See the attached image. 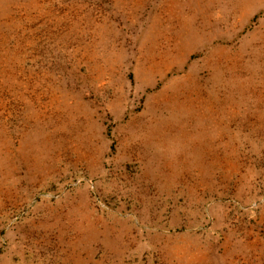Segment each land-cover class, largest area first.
I'll use <instances>...</instances> for the list:
<instances>
[{
  "label": "rangeland",
  "instance_id": "1",
  "mask_svg": "<svg viewBox=\"0 0 264 264\" xmlns=\"http://www.w3.org/2000/svg\"><path fill=\"white\" fill-rule=\"evenodd\" d=\"M0 264H264V0H0Z\"/></svg>",
  "mask_w": 264,
  "mask_h": 264
}]
</instances>
